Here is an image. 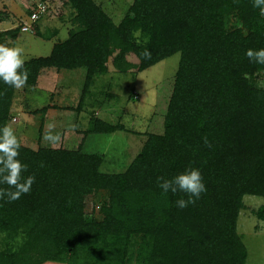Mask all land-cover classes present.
<instances>
[{"label":"trees","instance_id":"obj_1","mask_svg":"<svg viewBox=\"0 0 264 264\" xmlns=\"http://www.w3.org/2000/svg\"><path fill=\"white\" fill-rule=\"evenodd\" d=\"M65 3L77 29L47 55L24 60L25 86L33 87L44 68L81 67L79 110L108 58L124 72L129 54L142 70L177 52L162 129L146 132L117 173L100 171L101 155L79 145L20 144L22 177L35 182L14 202L0 199V264H245L237 214L244 195L264 197V86L255 85L264 65L249 62L245 52L264 48V15L253 0H131L114 23L93 0ZM145 48L151 59L141 55ZM12 92L0 80V128L10 118ZM121 129L91 116L84 133ZM189 166L200 170L207 191L180 209L175 202L188 196L165 193L157 178L171 179ZM100 189L107 191L102 216L86 220L85 197ZM254 215L264 224V205Z\"/></svg>","mask_w":264,"mask_h":264},{"label":"rangeland","instance_id":"obj_2","mask_svg":"<svg viewBox=\"0 0 264 264\" xmlns=\"http://www.w3.org/2000/svg\"><path fill=\"white\" fill-rule=\"evenodd\" d=\"M37 0H0V33L14 29L15 34H0V44L23 49V60L48 54L52 43L63 40L69 31L77 29L72 21L73 11L65 0H47V10L34 23L27 18V10ZM117 23L131 0H93ZM29 26L21 30L22 25ZM30 24V25H29ZM233 24V17L227 27ZM179 55L177 52L142 70H137V59L129 54L130 66L119 72L107 59L106 72L95 75L83 95L79 110L77 105L84 69L44 68L33 87L13 88L10 118L11 126L21 145L37 147L75 148L101 155L99 170L117 173L124 170L141 147L146 132L161 131L162 115L171 91ZM255 85L264 86V72L255 77ZM136 95L134 96V94ZM133 95V96H132ZM56 105L54 109L51 105ZM50 109L47 112L42 108ZM109 123H119L121 130L106 133H87L89 117ZM49 123L61 137L53 146L43 139ZM135 130L134 132L128 131ZM107 191L97 190L85 197L84 218H101L100 204L106 200ZM242 207L236 218V231L246 249L245 264H264V224L254 211L264 205V197L244 195ZM0 232V247L3 244ZM42 264H47L42 263Z\"/></svg>","mask_w":264,"mask_h":264},{"label":"clouds","instance_id":"obj_3","mask_svg":"<svg viewBox=\"0 0 264 264\" xmlns=\"http://www.w3.org/2000/svg\"><path fill=\"white\" fill-rule=\"evenodd\" d=\"M253 7L258 8L261 15H264V0H253ZM148 43V38L144 39ZM145 59H151V52L145 48L141 53ZM249 62L264 65V48L247 49L245 52ZM23 49L20 47H9L6 44H0V80L6 85L15 89L23 88L28 81L29 72L23 70L24 60ZM55 124L49 123L43 139L49 144L56 146L61 140L59 134L54 132ZM207 147H211L207 137H203ZM21 147L14 130L11 126L5 124L0 128V184H6L7 188L0 189V199L7 198L11 203L18 200L22 194L31 191V186L35 182V177L29 175L22 177V173L27 171V165L22 164L18 159L19 148ZM158 186L165 192L173 194L183 192L188 199H178L175 203L180 209L186 208L189 204H195L202 193L207 189L203 183L199 169L189 166L183 172L178 173L171 179L158 177ZM19 242H23L22 240Z\"/></svg>","mask_w":264,"mask_h":264},{"label":"built area","instance_id":"obj_4","mask_svg":"<svg viewBox=\"0 0 264 264\" xmlns=\"http://www.w3.org/2000/svg\"><path fill=\"white\" fill-rule=\"evenodd\" d=\"M47 10V3L44 1H36L33 6L29 9V13L27 14V18L29 19L30 23H34L38 20L42 15L46 13ZM30 25V24H29ZM29 26L22 25L21 30L25 31L28 29Z\"/></svg>","mask_w":264,"mask_h":264},{"label":"crops","instance_id":"obj_5","mask_svg":"<svg viewBox=\"0 0 264 264\" xmlns=\"http://www.w3.org/2000/svg\"><path fill=\"white\" fill-rule=\"evenodd\" d=\"M51 48V47H50ZM39 76V75H38ZM37 80H38V77H37ZM37 80H36V82H37ZM54 109L56 108V105H51ZM49 111L50 112V109H48V108H46L45 110H44V112H46V111ZM47 111V112H48ZM47 112H46V115H45V118L47 117ZM47 264H57V263H52V262H46Z\"/></svg>","mask_w":264,"mask_h":264}]
</instances>
